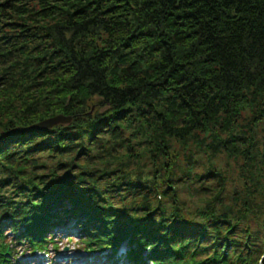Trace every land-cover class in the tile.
I'll return each instance as SVG.
<instances>
[{"label":"trees","instance_id":"16d2710c","mask_svg":"<svg viewBox=\"0 0 264 264\" xmlns=\"http://www.w3.org/2000/svg\"><path fill=\"white\" fill-rule=\"evenodd\" d=\"M78 213L85 245L259 264L264 0H0V264Z\"/></svg>","mask_w":264,"mask_h":264},{"label":"rangeland","instance_id":"374dc122","mask_svg":"<svg viewBox=\"0 0 264 264\" xmlns=\"http://www.w3.org/2000/svg\"><path fill=\"white\" fill-rule=\"evenodd\" d=\"M29 4H30V6H34V7H36V1H34V2H29ZM105 37V35H103V37L102 38H104ZM38 73H42V70H40ZM44 77V76H43ZM33 78V77H32ZM31 79V78H30ZM97 97V96H96ZM40 98L41 99H43L44 97H42V96H40ZM96 100H95V102L96 101H98L97 99H98V97L97 98H95ZM248 99H250L249 97H248ZM246 112V115H249V113L251 112V108H247L246 110H245ZM58 115H62V114H58ZM58 115H56V116H58ZM63 116H65V115H63ZM65 117H69V116H65ZM70 118V117H69ZM49 119V118H48ZM47 120V119H46ZM43 121H45V120H43ZM41 129V128H40ZM256 136H257V141H259V143L262 141L259 137H260V134H256ZM149 157H148V155H145V153L142 155V158L139 160V161H135V160H131V162L128 164V169L130 170V172L131 173H137V171H141L142 173H143V170L144 169H146V168H150L151 169V167H150V161H149V159H148ZM148 169L146 170V172H145V174H148L149 172H148ZM145 171V170H144ZM203 200V199H202ZM201 200V201H202ZM194 201V200H193ZM200 201V202H201ZM195 203H196V201H194ZM9 230H7L6 232V235L7 236H9L10 234L9 233H11V232H8ZM67 231H61V232H59V237H62V241H61V243H60V246L62 247V248H65V247H67L68 248V250H70V253H68V257H70V258H77V259H81V260H84V259H93L95 256H97V255H95V256H92V255H87V254H84V253H80V252H77L78 251V247H79V245H77V243L78 242H80V239H79V236H75V237H73V239H70V240H68L67 238H66V236H65V234H67L66 233ZM22 248L23 247H21V248H17L16 249V251H18V256L16 257V259H18V260H21L20 262H21V264H30V262H31V258H30V256L26 253H24L23 254V251H22ZM122 248L124 249V250H127V245H126V243H124V245L122 246ZM21 254L22 255H28V256H26V257H22L21 256ZM163 264H174L173 263V261H172V259H171V256L170 255H167V254H165V255H163Z\"/></svg>","mask_w":264,"mask_h":264},{"label":"water","instance_id":"95a60500","mask_svg":"<svg viewBox=\"0 0 264 264\" xmlns=\"http://www.w3.org/2000/svg\"><path fill=\"white\" fill-rule=\"evenodd\" d=\"M69 120H70L69 117H65L63 115H58V116L51 117L45 121H42V122L34 125L32 128H50L54 125H57V124L63 123V122H67Z\"/></svg>","mask_w":264,"mask_h":264},{"label":"bare ground","instance_id":"6f19581e","mask_svg":"<svg viewBox=\"0 0 264 264\" xmlns=\"http://www.w3.org/2000/svg\"><path fill=\"white\" fill-rule=\"evenodd\" d=\"M85 220H86V219H85ZM57 226H58V227H62V226H60V225H53V226H51V228L54 229V228L57 227ZM68 232H69V231H68ZM72 233H73V232H72ZM74 235H75V234H74ZM126 235H127V234H126ZM75 236L83 237L84 239H86V237H85V233H77ZM75 236H74V237H75ZM128 239H129V236H125V237H124V240H125V241H127Z\"/></svg>","mask_w":264,"mask_h":264}]
</instances>
